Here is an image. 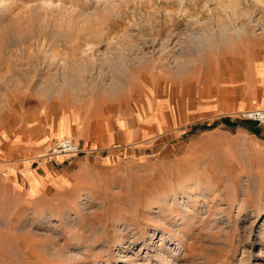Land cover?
Returning <instances> with one entry per match:
<instances>
[{
	"label": "rangeland",
	"instance_id": "1",
	"mask_svg": "<svg viewBox=\"0 0 264 264\" xmlns=\"http://www.w3.org/2000/svg\"><path fill=\"white\" fill-rule=\"evenodd\" d=\"M261 26L264 0H0V264H264V190L184 116L239 94Z\"/></svg>",
	"mask_w": 264,
	"mask_h": 264
},
{
	"label": "crops",
	"instance_id": "2",
	"mask_svg": "<svg viewBox=\"0 0 264 264\" xmlns=\"http://www.w3.org/2000/svg\"><path fill=\"white\" fill-rule=\"evenodd\" d=\"M227 82V79H224L219 83L224 85ZM239 86L241 88L235 98L229 99L224 95L212 97L197 104L184 116L198 119L199 116L206 115L207 139L217 141V143L213 141L212 144L221 146L225 161L230 159V162L232 160L235 162L236 180L241 176L243 180L252 181V188L264 190V127L231 115L245 107H264V61L255 63L252 66V73L242 79ZM203 87L207 89V81L204 82ZM223 87L227 88V86ZM160 129L161 126L155 125V132ZM72 133H81L79 138L85 136L80 128ZM145 136L144 130H139L134 135L131 132L130 141ZM45 174L48 177L54 176V172L47 168ZM57 178L64 180L65 175L61 173Z\"/></svg>",
	"mask_w": 264,
	"mask_h": 264
},
{
	"label": "built area",
	"instance_id": "3",
	"mask_svg": "<svg viewBox=\"0 0 264 264\" xmlns=\"http://www.w3.org/2000/svg\"><path fill=\"white\" fill-rule=\"evenodd\" d=\"M239 118L243 120H250L256 124L264 127V108H249L242 110L239 113ZM80 142L79 139L72 135H64L60 138L55 139L50 148L49 156H72L80 152Z\"/></svg>",
	"mask_w": 264,
	"mask_h": 264
},
{
	"label": "bare ground",
	"instance_id": "4",
	"mask_svg": "<svg viewBox=\"0 0 264 264\" xmlns=\"http://www.w3.org/2000/svg\"><path fill=\"white\" fill-rule=\"evenodd\" d=\"M260 1V0H259ZM252 27V26H251ZM261 31L263 32L264 34V26H261L260 27ZM234 37H237L239 38L240 35L242 34H249V33H253V30L250 28V25H247V26H240V27H237L235 30H234ZM209 48V46H208ZM62 137V136H61ZM75 137V136H74ZM60 138V137H59ZM78 139V138H77Z\"/></svg>",
	"mask_w": 264,
	"mask_h": 264
}]
</instances>
